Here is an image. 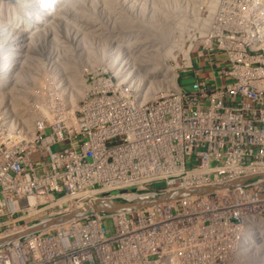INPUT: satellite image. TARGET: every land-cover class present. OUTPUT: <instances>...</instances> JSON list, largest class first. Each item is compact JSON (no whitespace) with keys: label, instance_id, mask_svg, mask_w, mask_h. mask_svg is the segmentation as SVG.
Returning <instances> with one entry per match:
<instances>
[{"label":"built area","instance_id":"1","mask_svg":"<svg viewBox=\"0 0 264 264\" xmlns=\"http://www.w3.org/2000/svg\"><path fill=\"white\" fill-rule=\"evenodd\" d=\"M225 44L0 89V264H264V50Z\"/></svg>","mask_w":264,"mask_h":264},{"label":"rangeland","instance_id":"2","mask_svg":"<svg viewBox=\"0 0 264 264\" xmlns=\"http://www.w3.org/2000/svg\"><path fill=\"white\" fill-rule=\"evenodd\" d=\"M44 1L0 0V39L4 35L7 37L5 44L0 41V65L4 68L3 73L11 72L8 73L10 75L8 77L15 84L13 90H9L13 100L6 93L4 94V100H11V104L14 103V97L20 95V92L16 94V84L21 88L25 86L26 88L23 89L28 91L32 82L30 78L32 79L33 75L29 71L30 68L38 67L42 75L46 73V67L51 64L61 70L65 69L64 67L70 68L64 65L65 53H131L134 61L133 53L215 52L223 43L226 44L222 49H230L234 53H238L246 45L250 49L257 50L258 53L264 50V0H197L199 2L196 0H189L190 2H187L188 0H170V2L169 0H61L60 3L57 2L59 0H53L57 2L58 7L54 6L52 11L50 8L53 1L48 0L45 3L46 9L48 8L46 18L44 16L43 19L38 20L40 15L38 10L41 5L44 7ZM174 1L180 2L174 6ZM179 21L182 22V26H179ZM163 24L168 28L164 44L158 40L159 38L154 39V36L153 38L143 36L147 26L151 27V32L152 27H155L156 32ZM151 40L154 41V45L157 43L160 46L156 44L151 47L153 44ZM167 40L168 43L165 44ZM147 41L152 44L149 43V46ZM145 43L147 46L143 45ZM67 48L70 50H66ZM5 49L13 51L6 53ZM90 49L93 51L91 52ZM12 52L24 53L26 56V58L22 57L24 64L23 61L21 65L18 64L19 56H16L17 60H13ZM98 59L99 56L94 59L97 65H99ZM8 62L13 64L10 65L14 67L15 74H18L19 82H15L13 71H8L10 67ZM21 96H24L23 92ZM14 109H19L18 104H14Z\"/></svg>","mask_w":264,"mask_h":264},{"label":"bare ground","instance_id":"3","mask_svg":"<svg viewBox=\"0 0 264 264\" xmlns=\"http://www.w3.org/2000/svg\"><path fill=\"white\" fill-rule=\"evenodd\" d=\"M53 1V0H52ZM64 1V0H63ZM66 1V0H65ZM157 1V0H156ZM173 1V0H172ZM171 1V2H172ZM192 1V0H191ZM197 1V0H196ZM261 1V0H260ZM9 2H10V0H9ZM57 2H61V0H59V1H57ZM57 2H55V1H53L52 2V6H51V8H50V10L52 11L53 10V7L54 6H56L57 4ZM94 2V1H93ZM159 2V1H158ZM169 2H170V0H169ZM177 2L178 1H174V6H175V4L177 5ZM180 2V1H179ZM178 2V3H179ZM187 2H190L189 0L187 1ZM197 2H199V1H197ZM7 3H8V1H7ZM40 3H42V2H40ZM39 3V5H41ZM50 4H51V1L49 2ZM65 3V2H64ZM163 3H165V2H163ZM183 3V2H182ZM186 3V2H185ZM194 3V2H193ZM202 3V2H201ZM171 4V3H170ZM213 4H214V2H213ZM61 5H62V3H61ZM68 5V4H67ZM166 5V4H165ZM192 5V4H191ZM199 5H200V3H199ZM7 6V5H6ZM60 6V5H59ZM170 6V5H169ZM172 6V5H171ZM180 6V5H179ZM48 7V6H47ZM56 7H58V5L56 6ZM55 7V8H56ZM77 7V6H76ZM165 7V6H164ZM178 7V6H177ZM184 7V6H183ZM191 7V6H190ZM193 7V6H192ZM10 8V7H9ZM19 8V7H18ZM18 8H16V9H18ZM54 8V9H55ZM67 8V7H66ZM189 8V7H188ZM197 8V7H196ZM21 9V8H20ZM80 9V8H79ZM92 9V8H91ZM160 9V8H159ZM178 9V8H177ZM180 9H181V7H180ZM183 9V8H182ZM184 9H185V7H184ZM191 9V8H190ZM77 10V9H76ZM145 10V9H144ZM147 10V9H146ZM155 10V9H154ZM170 10H172L171 8H170ZM173 10H174V8H173ZM186 10H188V9H186ZM195 10V9H194ZM200 10V9H199ZM29 11V10H28ZM82 11V10H81ZM179 11V10H178ZM177 11V12H178ZM198 11V10H197ZM196 11V12H197ZM48 12V8L46 9V4H45V1H44V7H43V5H41V8H39V10H38V13L40 14L39 15V17H38V20H41V19H43V17L45 16V18H46V13ZM160 12V11H159ZM164 11H162V13H163ZM166 12H168V11H166ZM182 12V10L180 11V13ZM191 12H192V10H191ZM196 12H194L195 13V15H196ZM30 13V12H29ZM49 13H50V11H49ZM49 13H48V15H49ZM69 13V12H68ZM84 13H85V11H84ZM144 13V12H143ZM147 13V12H146ZM156 13V12H155ZM172 13V12H171ZM184 13V12H183ZM194 13L192 14V15H194ZM16 14V13H15ZM14 14V15H15ZM53 14H55V13H53ZM188 14V13H187ZM17 15V14H16ZM31 15V14H30ZM58 15V14H57ZM151 15V14H150ZM163 15V14H162ZM165 15V14H164ZM171 15V14H170ZM183 15V14H182ZM75 16V15H74ZM78 16V15H77ZM158 16V15H157ZM159 16H160V14H159ZM158 16V17H159ZM177 16V15H176ZM198 16V15H197ZM54 17V16H53ZM93 17V16H92ZM149 17V16H148ZM147 16H146V18H148ZM169 17V16H168ZM167 17V18H168ZM173 17V16H172ZM181 17V16H180ZM190 17V16H189ZM144 18V17H143ZM171 18V17H170ZM187 18V17H186ZM190 18H192V17H190ZM196 18V17H195ZM129 19V18H128ZM164 19V18H163ZM162 19V20H163ZM219 19V18H218ZM77 20H79V19H77ZM127 20V19H126ZM148 20V19H147ZM146 20V21H147ZM150 20V19H149ZM159 20H161V18H159ZM182 20V19H181ZM142 21V20H141ZM184 21V20H183ZM186 21V20H185ZM142 22H145L144 20L142 21ZM152 22V21H151ZM157 22V21H156ZM155 22V23H156ZM160 23H161V21H159ZM163 22V21H162ZM166 22V21H165ZM171 22V21H170ZM174 22H176V21H174ZM78 23V22H77ZM125 23V22H124ZM148 23H149V21H148ZM153 23V22H152ZM152 23H151V25H152ZM177 23V22H176ZM179 23H180V25L179 26H182V22H180L179 21ZM178 23V24H179ZM196 23H198L197 21H196ZM65 24V23H64ZM165 24V23H164ZM161 25V28H158V31H154V28L155 27H152V32H151V27H149V26H147V28H146V26L144 27V28H146L144 31H145V34H143V36L144 37H146V36H149V37H151V38H153V36H154V39H156V38H159L158 40H160L161 42H163V44H164V40H166V36H167V33H168V28L165 26V25ZM184 24V23H183ZM189 24V23H188ZM149 25H150V23H149ZM154 25V24H153ZM158 25H159V23H158ZM171 25V24H170ZM75 26V25H74ZM137 26H139V25H137ZM144 26V25H143ZM178 26V27H179ZM68 27V26H67ZM82 27V26H81ZM140 27V26H139ZM158 27H160V26H158ZM193 27V26H192ZM77 28V27H76ZM133 28V27H132ZM135 28V27H134ZM141 28V27H140ZM144 28H142V29H144ZM170 28V27H169ZM184 28H186V27H183V29ZM156 29V28H155ZM174 30V29H173ZM176 30V29H175ZM178 31V30H177ZM183 31V30H182ZM170 32V31H169ZM173 32V31H172ZM184 32V31H183ZM141 33V32H140ZM143 33V32H142ZM146 35V36H145ZM150 38V39H151ZM145 39V38H144ZM149 39V38H148ZM171 39V38H170ZM146 40V39H145ZM157 40V39H156ZM169 40V39H168ZM168 40L166 41V43L165 44H167L168 43ZM0 41H2V43L3 44H5L6 42H7V37H6V35H4L3 37H2V39H0ZM54 41V40H53ZM152 41V40H151ZM171 41V40H170ZM148 42V41H147ZM153 42V44L149 41L148 42V45H149V43H151L152 45H151V47L154 45V41H152ZM159 42V41H158ZM157 44V43H156ZM155 44V45H156ZM143 45H146V43L145 44H143ZM143 45H142V47H143ZM154 45V46H155ZM147 46V45H146ZM150 46V45H149ZM153 46V47H154ZM156 46H160V44L158 45H156ZM89 47V46H88ZM141 47V48H142ZM169 47V46H168ZM145 48V47H144ZM147 48V47H146ZM150 48V47H149ZM162 48V47H161ZM155 49V48H154ZM157 49H158V47H157ZM6 50V53H9V52H11V51H13V50H11V49H5ZM66 50H70L69 48H67ZM88 50V49H87ZM91 50V49H90ZM142 50V49H141ZM150 50V49H149ZM153 50V49H152ZM93 50H91V52H92ZM151 51V50H150ZM160 51H161V49H160ZM163 51V50H162ZM166 51V50H165ZM168 51V50H167ZM4 53V52H3ZM66 54V57H65V60H64V65H68L70 68H68V67H64L65 69H63V70H61V71H64V73L66 74V76L67 77H69V78H72L73 79V81H77V80H79L80 78H81V76L84 74V73H87V71H90V70H93L96 66H97V63H95L96 62V60H94L97 56H99V64L100 65H104L105 63H107L108 61H109V59H108V56H109V54L110 53H65ZM24 53H14V52H12L11 53V56L13 57V60H17L16 59V56H19V58H18V64L19 65H21V63H22V61H23V59H22V57H25L26 58V56L24 55ZM33 56H34V54H33ZM130 56H131V53H130ZM133 56H134V64L136 65V66H138L139 68H140V70H141V72H142V74L143 75H147V76H150V77H152V79L154 80V79H157V80H159V81H161V82H167V81H170L171 80V73L169 72V71H172V72H174L173 71V68H171L168 64H167V62L172 58L173 60H175L176 59V56H175V54H173V53H133ZM31 57V56H30ZM120 57V55H119V53H116V54H114V57L112 56V58L115 60H117L118 58ZM37 59V58H36ZM40 59V58H39ZM131 59H132V57H131ZM12 62V61H11ZM20 62V63H19ZM35 62H36V60H35ZM40 62V61H39ZM9 63V65L11 64V65H13L12 63H10V62H8ZM17 63V62H16ZM38 63V62H37ZM23 64H24V61H23ZM28 64V63H27ZM87 64V65H86ZM11 65H10V67H11ZM30 65H31V62H30ZM33 65V64H32ZM31 65V66H32ZM35 65H37V64H35ZM42 65V64H41ZM85 65H86V67H85ZM16 68V67H15ZM86 68V69H85ZM13 69H14V67H13ZM89 69V70H88ZM9 71H13V70H9ZM18 72V71H17ZM8 73H11V72H6V73H3V75L2 74H0V89H2V91H4V89H5V91H7V90H13V88H14V83H12V81L9 79V77H8ZM13 73H14V76L16 77V81L15 82H19V76H18V74H15L16 72H12V75H13ZM13 81H14V79H13ZM9 88V89H8ZM16 91L17 92H20V95L19 96H21L22 95V92H23V95H27V94H29V92H26L25 90H23V88H21L20 86H19V84H16ZM17 97V96H16ZM16 97H14V99L16 98ZM12 98V97H11ZM24 98H17V100H16V102H15V104H18V106H19V109L18 110H15V109H13L14 111H13V116H15V118L19 121V123L20 124H23L24 126H26V127H29V126H31V124H32V115H31V113L30 112H27V111H25V110H23V103H24ZM15 101V100H14Z\"/></svg>","mask_w":264,"mask_h":264},{"label":"clouds","instance_id":"4","mask_svg":"<svg viewBox=\"0 0 264 264\" xmlns=\"http://www.w3.org/2000/svg\"><path fill=\"white\" fill-rule=\"evenodd\" d=\"M48 2V0H45V3H47Z\"/></svg>","mask_w":264,"mask_h":264},{"label":"water","instance_id":"5","mask_svg":"<svg viewBox=\"0 0 264 264\" xmlns=\"http://www.w3.org/2000/svg\"><path fill=\"white\" fill-rule=\"evenodd\" d=\"M98 204H100V203H98ZM98 204H97V205H98Z\"/></svg>","mask_w":264,"mask_h":264}]
</instances>
